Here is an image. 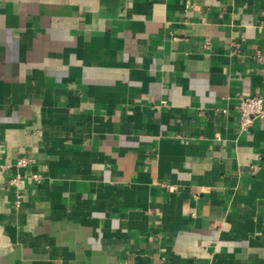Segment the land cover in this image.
Segmentation results:
<instances>
[{
    "label": "crops",
    "instance_id": "obj_1",
    "mask_svg": "<svg viewBox=\"0 0 264 264\" xmlns=\"http://www.w3.org/2000/svg\"><path fill=\"white\" fill-rule=\"evenodd\" d=\"M255 94L264 0H0V264H264Z\"/></svg>",
    "mask_w": 264,
    "mask_h": 264
},
{
    "label": "built area",
    "instance_id": "obj_2",
    "mask_svg": "<svg viewBox=\"0 0 264 264\" xmlns=\"http://www.w3.org/2000/svg\"><path fill=\"white\" fill-rule=\"evenodd\" d=\"M236 110L238 113L239 126L242 130H248L252 125L253 120L264 119V98L261 95H246L240 96L236 101ZM223 112L226 109H222ZM28 164V159L25 157H19L14 166L17 168H24ZM10 164L3 162L0 164L2 170L8 168ZM29 178L35 182H39L42 179V175L38 173L28 174ZM25 177L24 174L16 172L14 175L7 179V185L13 190V207L18 208L21 206L23 200V190L21 188L22 179Z\"/></svg>",
    "mask_w": 264,
    "mask_h": 264
}]
</instances>
